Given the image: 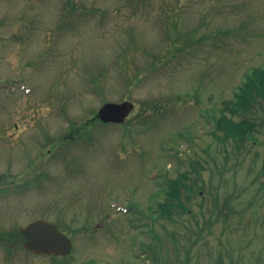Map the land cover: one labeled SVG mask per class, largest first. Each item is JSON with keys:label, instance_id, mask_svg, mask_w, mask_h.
<instances>
[{"label": "rangeland", "instance_id": "374dc122", "mask_svg": "<svg viewBox=\"0 0 264 264\" xmlns=\"http://www.w3.org/2000/svg\"><path fill=\"white\" fill-rule=\"evenodd\" d=\"M255 67L264 0H0V232L42 218L73 244L0 239V264H264V101L255 142L214 127ZM123 99L125 124L89 120ZM182 173L188 211L157 219Z\"/></svg>", "mask_w": 264, "mask_h": 264}, {"label": "trees", "instance_id": "16d2710c", "mask_svg": "<svg viewBox=\"0 0 264 264\" xmlns=\"http://www.w3.org/2000/svg\"><path fill=\"white\" fill-rule=\"evenodd\" d=\"M262 101H264V68L255 67L245 75L242 83L234 91L233 98L228 100L227 109L229 113H225L222 110L216 118L214 127L222 131V135L216 136L219 142L224 145L227 141L233 142L236 148L244 145L247 141L255 142L257 140L255 137L256 126L258 124L255 120V110L261 106ZM236 116L237 119H234ZM257 117L261 119L259 124L262 125L263 115L260 114ZM259 169L258 175L263 178L264 182V155ZM187 177L188 173H182L177 178L169 180L164 201L158 203V217L171 220L174 217L173 215L188 211L186 203L181 198L182 190L186 191V201L190 199L191 192H193L192 186L186 184L185 180ZM224 206L226 207V205ZM224 211L225 208L221 213ZM7 233L9 235L1 234V236L14 239L13 237H17L19 234V232L17 233L14 230L8 231ZM186 255H189V253L187 252ZM181 264H188L187 258Z\"/></svg>", "mask_w": 264, "mask_h": 264}, {"label": "water", "instance_id": "95a60500", "mask_svg": "<svg viewBox=\"0 0 264 264\" xmlns=\"http://www.w3.org/2000/svg\"><path fill=\"white\" fill-rule=\"evenodd\" d=\"M132 107L130 101L107 102L99 108L97 116L104 122H122ZM20 231L26 238L24 247L31 251L65 255L71 250L70 239L47 220L37 219L29 222L20 228Z\"/></svg>", "mask_w": 264, "mask_h": 264}]
</instances>
